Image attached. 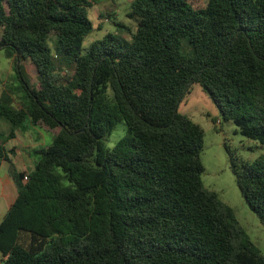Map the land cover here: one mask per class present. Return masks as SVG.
<instances>
[{
	"label": "trees",
	"instance_id": "obj_1",
	"mask_svg": "<svg viewBox=\"0 0 264 264\" xmlns=\"http://www.w3.org/2000/svg\"><path fill=\"white\" fill-rule=\"evenodd\" d=\"M94 5L0 0V51L16 72L30 62L38 80L29 87L18 74L20 108L0 97L11 125L0 161L25 120L58 129L30 172L11 170L1 264H264L204 187V131L178 111L199 85L224 121L264 145V0H132L135 31L116 23L126 40L108 33L84 50ZM118 122L126 133L107 148ZM230 162L264 226V155L247 163L230 152Z\"/></svg>",
	"mask_w": 264,
	"mask_h": 264
},
{
	"label": "rangeland",
	"instance_id": "obj_2",
	"mask_svg": "<svg viewBox=\"0 0 264 264\" xmlns=\"http://www.w3.org/2000/svg\"><path fill=\"white\" fill-rule=\"evenodd\" d=\"M131 2L132 0H95V5L88 10L93 31L84 38L83 49H87L91 43L101 40L108 33L115 35L120 41L126 40L127 31H122L116 23H122L132 33L135 31L136 20L127 17ZM54 42L55 38L49 40L50 45ZM18 74L29 87L38 86L37 76L30 62H21L19 72H16L12 60L7 59L4 52L0 51V97L2 94L8 95L14 108H20L26 102L17 78ZM178 111L198 124L204 131L200 154L204 167L201 177L204 187L216 193L219 199L234 211L238 222L251 241L264 254V226L260 224L241 197L230 162L231 152L238 159L251 163L264 155V145L242 136L232 121H224L218 108L199 85L192 86L190 93L180 103ZM10 130L9 122L0 119V133L7 135ZM57 132L58 129L51 130L43 125L34 126L29 120H25L14 129L15 137L7 141L4 146L9 150L8 152L12 148L18 152L14 162L17 166L24 164L25 168L31 169L37 161L39 152L50 144ZM125 133L126 125L118 122L111 134L104 139L105 146L112 148ZM11 157L14 155L11 154ZM3 167L1 171H5L8 175L14 168L12 164ZM5 212L4 201H0V222ZM2 260L3 257L0 255V264Z\"/></svg>",
	"mask_w": 264,
	"mask_h": 264
},
{
	"label": "crops",
	"instance_id": "obj_3",
	"mask_svg": "<svg viewBox=\"0 0 264 264\" xmlns=\"http://www.w3.org/2000/svg\"><path fill=\"white\" fill-rule=\"evenodd\" d=\"M4 150H5L8 161H0V184H1L0 201H4L6 212H7L8 208L10 207V205L13 203V201L16 198V187L13 182L11 173L10 175H8L6 174L5 171L2 172L1 168H4L3 166L6 167V165L8 164H12L14 166L12 171H15L17 173H25V172L28 173L33 168L27 169L25 168L26 166L24 164H21V166H17L16 163L14 162H16L15 159L17 157L16 155L18 154V152L16 151V154L14 155V157H11L10 152H8L9 150L5 146H4ZM26 156H29V155H26ZM28 161H29V158H28Z\"/></svg>",
	"mask_w": 264,
	"mask_h": 264
},
{
	"label": "built area",
	"instance_id": "obj_4",
	"mask_svg": "<svg viewBox=\"0 0 264 264\" xmlns=\"http://www.w3.org/2000/svg\"><path fill=\"white\" fill-rule=\"evenodd\" d=\"M27 178H25V180H26Z\"/></svg>",
	"mask_w": 264,
	"mask_h": 264
}]
</instances>
